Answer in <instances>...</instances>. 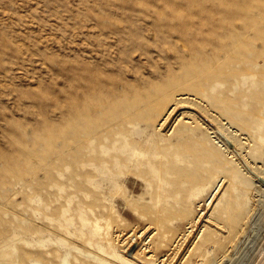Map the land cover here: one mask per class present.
I'll return each instance as SVG.
<instances>
[{"label": "rangeland", "instance_id": "374dc122", "mask_svg": "<svg viewBox=\"0 0 264 264\" xmlns=\"http://www.w3.org/2000/svg\"><path fill=\"white\" fill-rule=\"evenodd\" d=\"M261 178L264 0H0V264H264Z\"/></svg>", "mask_w": 264, "mask_h": 264}, {"label": "bare ground", "instance_id": "6f19581e", "mask_svg": "<svg viewBox=\"0 0 264 264\" xmlns=\"http://www.w3.org/2000/svg\"><path fill=\"white\" fill-rule=\"evenodd\" d=\"M189 73H191L189 70H187V74L186 75H189ZM258 183V182H257ZM116 255V254H115ZM226 256V255H225ZM226 258V257H225ZM116 259L117 260H119L120 258H119V256L118 255H116Z\"/></svg>", "mask_w": 264, "mask_h": 264}, {"label": "water", "instance_id": "95a60500", "mask_svg": "<svg viewBox=\"0 0 264 264\" xmlns=\"http://www.w3.org/2000/svg\"><path fill=\"white\" fill-rule=\"evenodd\" d=\"M261 181H263V183H264V179L261 178Z\"/></svg>", "mask_w": 264, "mask_h": 264}]
</instances>
